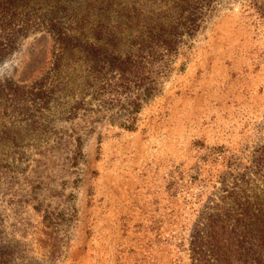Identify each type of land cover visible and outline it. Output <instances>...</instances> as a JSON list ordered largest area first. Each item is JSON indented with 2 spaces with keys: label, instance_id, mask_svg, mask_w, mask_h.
Here are the masks:
<instances>
[{
  "label": "rangeland",
  "instance_id": "obj_1",
  "mask_svg": "<svg viewBox=\"0 0 264 264\" xmlns=\"http://www.w3.org/2000/svg\"><path fill=\"white\" fill-rule=\"evenodd\" d=\"M191 15L125 129L92 50ZM262 143L264 0H0V264H195L202 212L264 209Z\"/></svg>",
  "mask_w": 264,
  "mask_h": 264
},
{
  "label": "trees",
  "instance_id": "obj_2",
  "mask_svg": "<svg viewBox=\"0 0 264 264\" xmlns=\"http://www.w3.org/2000/svg\"><path fill=\"white\" fill-rule=\"evenodd\" d=\"M193 20L191 15V21L180 29L175 22L168 23L171 28L168 36H152L146 45L137 47L134 53L118 62L113 53L105 56L109 55L105 50H92L91 57L98 62L99 59L109 58V63L97 65L99 68L104 65L105 73L116 71L117 87L124 91L125 97L128 96L127 103L122 104L127 107V116L119 123L125 129L134 128L141 101L148 100L159 92L162 81L158 76L161 73L164 77L167 76L170 57L174 54L181 35L193 29ZM158 25L163 27L164 24L162 22ZM153 65L158 69H154ZM134 94L136 96L130 98ZM252 166L257 171H264V143L255 148ZM196 224L199 231L189 245L193 263L264 264V209L247 211L245 208L235 210L215 205L212 210L202 212Z\"/></svg>",
  "mask_w": 264,
  "mask_h": 264
}]
</instances>
